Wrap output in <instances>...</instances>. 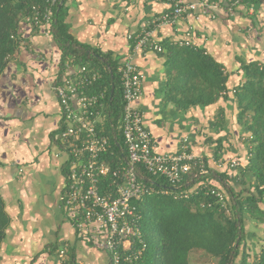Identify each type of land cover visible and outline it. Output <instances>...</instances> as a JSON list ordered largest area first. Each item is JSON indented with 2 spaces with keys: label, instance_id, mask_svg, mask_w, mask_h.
<instances>
[{
  "label": "crops",
  "instance_id": "crops-1",
  "mask_svg": "<svg viewBox=\"0 0 264 264\" xmlns=\"http://www.w3.org/2000/svg\"><path fill=\"white\" fill-rule=\"evenodd\" d=\"M229 1L187 0L216 2L225 8L212 15L197 9L153 33L159 44L176 45L190 32L192 47L211 57L227 76L226 99L185 111L176 108L174 93H169L173 72H169L168 52L133 54L129 39L163 14L165 4L154 0H65L64 6L66 23L76 41L112 54L119 65L131 59L139 68L143 79L137 107L159 154L175 155L185 140L191 153L212 170L223 172L231 162L240 164L231 173L240 168L243 174L229 177L250 184L253 177L245 171L250 135L237 122L232 92L245 81L243 64L264 68V0L241 2L231 11L226 6ZM14 42V52L0 76V196L9 217L0 264H109L103 248L104 230L96 223L78 228L76 214L68 213L61 200L68 158L58 140L63 123L54 92L60 51L49 29L33 28L22 19ZM78 67H68L64 75L73 74ZM209 184L219 187L214 181ZM248 226L256 238H263V227ZM63 248L64 257L58 258Z\"/></svg>",
  "mask_w": 264,
  "mask_h": 264
},
{
  "label": "trees",
  "instance_id": "trees-1",
  "mask_svg": "<svg viewBox=\"0 0 264 264\" xmlns=\"http://www.w3.org/2000/svg\"><path fill=\"white\" fill-rule=\"evenodd\" d=\"M64 2L57 0L49 27V34L60 51L56 85L66 65L86 66L101 75V81L92 91L107 90L106 121L99 130L109 139L110 149L103 160L112 169L125 168L127 151L119 129L123 108L119 61L110 53H102L75 40L66 23ZM28 7V1L0 0V76L14 52L12 37ZM160 46L161 53L168 52L169 72H173L168 88L169 93H174L172 102L178 110L208 107L220 98L226 99V94H222L227 76L211 57L193 47H178L168 42ZM241 70L246 75L245 81L234 89L233 100L238 112L237 122L250 135L245 171L252 175V183L229 177L241 176L240 168L236 174L228 168L219 172L208 168L205 160V173L194 169L176 187L165 178L152 176L141 166H135L137 180L151 189L148 195L132 202L141 216L139 227L146 245L138 264H191L192 255L201 256L212 264H264V236L256 238V232L248 229L249 224L255 230L264 228V68L249 63L243 64ZM210 181L217 182L219 187L211 186ZM108 184V179L101 182L102 192ZM205 184L224 193L228 213L220 210L216 199L206 193ZM183 195L188 198H179ZM209 204L211 206H207ZM8 224L9 217L0 196V247Z\"/></svg>",
  "mask_w": 264,
  "mask_h": 264
},
{
  "label": "built area",
  "instance_id": "built-area-1",
  "mask_svg": "<svg viewBox=\"0 0 264 264\" xmlns=\"http://www.w3.org/2000/svg\"><path fill=\"white\" fill-rule=\"evenodd\" d=\"M20 1L29 3L28 12L22 18L25 24L33 28L49 29L57 0ZM154 1L165 4L167 9L147 22L140 33L129 36L133 42V54L144 50L161 53L162 48L153 38V33L164 26H173L187 14L198 9L204 15H212L213 11L225 8L216 2ZM243 1L245 0H230L226 6L231 11ZM191 39L192 35L188 32L185 39L176 45L191 48ZM68 67L70 65H66L65 70ZM118 73L123 103L119 129L122 131L128 160L126 167L122 169H112L103 160L110 149L109 139L99 130L106 120L107 90L92 91L101 81V75L86 66H79L73 74L64 75L54 87L63 123L58 140L68 158L61 200L68 213L76 214L78 228L96 223L104 230L103 248L108 254L109 264H138L146 245L139 227L141 216L132 202L148 195L151 189L137 180L135 166H141L152 176L165 178L173 187L179 185L190 171L198 169L202 174L205 173V168L203 159L191 153L185 140L175 155H162L156 151L152 137L143 125V115L137 107L142 95L143 76L131 59L119 65ZM239 166L240 164L231 162L226 168L233 171ZM218 167L222 166L218 164ZM104 179H108L109 184L105 192H102L100 186ZM205 188L206 193L216 199L219 209L228 213L224 193L207 184ZM179 198L187 199L188 195ZM65 249L58 251V258L64 257Z\"/></svg>",
  "mask_w": 264,
  "mask_h": 264
},
{
  "label": "rangeland",
  "instance_id": "rangeland-1",
  "mask_svg": "<svg viewBox=\"0 0 264 264\" xmlns=\"http://www.w3.org/2000/svg\"><path fill=\"white\" fill-rule=\"evenodd\" d=\"M191 264H212L211 262H205V259L198 255L191 256Z\"/></svg>",
  "mask_w": 264,
  "mask_h": 264
},
{
  "label": "water",
  "instance_id": "water-1",
  "mask_svg": "<svg viewBox=\"0 0 264 264\" xmlns=\"http://www.w3.org/2000/svg\"><path fill=\"white\" fill-rule=\"evenodd\" d=\"M110 74H111V72H110ZM112 91H113V90H111V93H112Z\"/></svg>",
  "mask_w": 264,
  "mask_h": 264
}]
</instances>
